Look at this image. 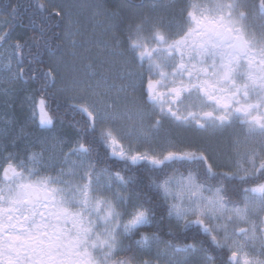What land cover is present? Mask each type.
Here are the masks:
<instances>
[{
    "label": "snow or ice",
    "instance_id": "snow-or-ice-1",
    "mask_svg": "<svg viewBox=\"0 0 264 264\" xmlns=\"http://www.w3.org/2000/svg\"><path fill=\"white\" fill-rule=\"evenodd\" d=\"M37 7L48 13V20L68 17L71 23L68 6L60 0H38ZM9 9L7 30L0 27V46L10 39L16 19V6ZM45 24L39 29L41 37ZM126 44V50L106 52L108 57H119L116 63L122 71L115 76L92 72L90 76L99 78L70 83L38 56L20 67L26 59L21 50L30 51L27 41L17 40L9 44L10 54H0V73H8L0 83L35 85L27 98L29 122L41 130L54 129L53 102L57 107L63 103L81 118L76 139L51 138L60 146L59 154L46 156L49 138L37 137L32 147L39 146L40 151H28L24 159L12 152L3 156L0 264H160L161 260L192 264L196 254L200 264H212L215 257L204 240H197L199 235L215 249L230 253L226 264H264L258 258L264 256V230L258 234V225L249 219L250 214L264 212V0L258 6L249 0H192L179 8L176 17L141 16L128 26ZM105 62L112 63L101 61ZM129 89L139 90L140 96L133 97L132 107L121 108V93ZM0 91L6 95L9 89ZM165 121L201 131L238 122L249 136L260 139L243 150L240 145L247 141L237 140V159L221 165L207 148H178L171 140H161ZM67 144L71 146L64 152ZM98 146L108 159L122 164V170L98 168ZM6 148L0 146V153ZM224 167L232 171L218 170ZM133 168L164 178L148 177L145 185L127 174ZM210 181L215 185L209 186ZM236 181L252 186L240 189L242 207L229 208V185ZM164 214L185 233L193 232L194 242L174 244L157 232L142 231L158 227ZM238 223L250 227L237 228ZM133 246L149 254L155 246L154 257L113 259L117 252H131Z\"/></svg>",
    "mask_w": 264,
    "mask_h": 264
},
{
    "label": "rangeland",
    "instance_id": "rangeland-1",
    "mask_svg": "<svg viewBox=\"0 0 264 264\" xmlns=\"http://www.w3.org/2000/svg\"><path fill=\"white\" fill-rule=\"evenodd\" d=\"M160 1L152 6H135L128 0H60L61 3L67 5V13L70 16L71 23L68 17L64 19L63 28V48L60 52L50 53V64L56 68L62 77L69 83L73 79L95 80L99 77H92L89 74L92 72L103 73L104 75L115 76L122 71L116 61L119 57H108L107 51L116 49L117 51L126 50L128 26L139 21L141 16H164L165 18L176 17V9L178 6L183 7L186 3L192 0H165ZM206 2V0H200ZM253 6L257 0H249ZM171 5H175L172 8ZM250 12L253 10H249ZM258 11V10H257ZM5 18L0 14V27L7 30L4 24ZM23 35V29L18 28L12 37L0 46V54L8 55L13 50L9 48V44L15 43ZM119 42V47L117 43ZM7 50V51H5ZM112 61V63H101V61ZM13 70L16 68V61H12ZM21 67V66H20ZM8 73H0V80L6 77ZM119 83H128L127 80L116 81ZM0 89H9L5 95L0 91V146L7 145L6 151L0 153V162L3 161V156L8 152L16 154L20 159H24L28 151H40L39 146L32 147L37 137H48L49 144L45 155L52 153L59 154L60 146L51 139L56 137L60 141L74 140L71 131L56 123V127L51 131L39 129L36 125L28 121L30 116V101L28 97L33 95L34 88L29 83L17 81L9 84L7 82L0 83ZM124 96L128 99L125 101ZM140 92L135 93L129 89L127 93H121V101L119 107L125 105L132 107L133 97H139ZM147 122V121H146ZM27 124V126H25ZM171 121H165L161 128L159 137L161 140L168 139L176 143L178 148L188 147L189 145L207 148L208 152L216 160L218 164L229 165L236 157V141H247V145L241 143L240 150L244 147H250L258 142L259 136H249L246 127L234 123L224 129L196 131L190 135L172 134L171 125L165 129ZM23 129V131H22ZM14 142V143H13ZM127 145V141H123ZM180 145H184L181 147ZM70 144L64 146L63 151L67 152ZM147 147V145H145ZM143 151L144 149H139ZM72 159H76L72 157ZM223 171H232L229 167H224ZM2 172V169H0ZM43 174V173H42ZM50 174H55L54 172ZM252 186V185H250ZM247 185V187H250ZM246 187V186H245ZM211 192L205 191V196H211ZM229 207V205H227ZM243 206V205H242ZM241 206V207H242ZM232 208V207H229ZM251 222L258 225V234L260 230H264V224H260L264 220V212L250 214ZM237 228H249L250 224L238 223L234 225ZM124 244H128V240H124ZM163 247V245H161ZM259 245L257 244V248ZM153 256L155 246H153ZM251 256H256V253L251 248L248 249ZM99 255L100 253H94ZM132 255V252H117L113 259H123L126 256ZM138 259L150 258L149 253H140ZM264 259V256L258 257ZM160 264H165L164 260ZM192 264H200L199 254L192 257Z\"/></svg>",
    "mask_w": 264,
    "mask_h": 264
},
{
    "label": "trees",
    "instance_id": "trees-1",
    "mask_svg": "<svg viewBox=\"0 0 264 264\" xmlns=\"http://www.w3.org/2000/svg\"><path fill=\"white\" fill-rule=\"evenodd\" d=\"M130 1H139V0H130ZM38 0H0V14L3 18L8 17L9 12V5H15L17 12H16V19L12 21V28H11V36L12 34L18 29H23V35L19 39L21 44L27 41L29 43V48L22 49V54L24 55L25 62L24 64L20 65L21 67H27L28 60H30L33 56H38L40 59L44 61L45 66H51L50 64V53L51 52H60L63 48V39H62V32L64 27V20L51 19L48 20V13L44 12L42 9L37 7ZM46 21L45 24V34L41 37L40 34V27L42 22ZM34 38V39H33ZM33 88L35 85L29 83ZM52 108L55 110V114L57 116L56 123H60L66 126L70 131L72 130L75 134L78 135V127L77 121H80V116L75 114L71 109L64 106L63 103L57 107L55 102L52 103ZM99 152V159L96 160L98 164V168H105L108 167L112 171H119L122 170L123 165L113 162L112 160L108 159L105 155L104 148L102 146H98ZM94 160L96 158V154H93ZM179 165L176 166L178 168ZM183 170V168H180ZM223 171V170H222ZM171 172V170H169ZM128 175H136L138 178L143 180V183L146 185L148 183V177L155 179L157 175L160 176L161 179L164 178L163 174L155 173V172H145L143 168L137 170L133 168L130 172L127 173ZM209 185H215V181H210ZM247 187V185H242L238 181L233 182L229 185V192L227 193V198L231 201L230 203H241L242 200V192L240 189L243 187ZM249 186V184H248ZM153 199H159L156 197L153 192L148 193ZM163 214L162 210L157 212V218ZM162 223L159 224L158 227L152 228H145L142 230H150L152 232H157L162 240L165 241H172L174 244H185V243H193L194 241L191 239L193 236V232H184L182 229L177 228L176 223L173 220H168L166 217ZM172 231L173 235H169V231ZM197 240H204L205 246L209 249L212 253V256L215 257V260L220 263V259L223 261H227L228 254L226 250L221 251L212 247L207 241L208 238L203 235L197 236ZM129 244V242H128ZM134 255L140 257V253L136 251L135 246L131 251ZM225 252V254H221Z\"/></svg>",
    "mask_w": 264,
    "mask_h": 264
},
{
    "label": "flooded vegetation",
    "instance_id": "flooded-vegetation-1",
    "mask_svg": "<svg viewBox=\"0 0 264 264\" xmlns=\"http://www.w3.org/2000/svg\"><path fill=\"white\" fill-rule=\"evenodd\" d=\"M163 1H165V0H161V2H163ZM159 2L160 1L157 2L155 0L154 1L153 0L152 1L139 0V1H135L134 3L133 2H131V3L135 6L145 7V6H152V5L159 3ZM258 4H259V0H257V3L255 4V6H258ZM179 8H180V6L177 7L176 12H178ZM249 10H254V9H249ZM161 91H163V89H161ZM193 110L198 111L199 109H193ZM237 124H239V123L237 122ZM169 125H171V127H170L171 130H169V131H171L172 134H184L187 136L193 132H196V131L200 132L201 131V130H198L194 125H177L174 122H171V124H168V126H166L165 129H168ZM180 146L183 147L184 145H180ZM187 147H188V144H187ZM187 147L184 146V148H187ZM216 263H218V262H214V261L212 262V264H216ZM220 263L224 264V262L221 260H220Z\"/></svg>",
    "mask_w": 264,
    "mask_h": 264
},
{
    "label": "bare ground",
    "instance_id": "bare-ground-1",
    "mask_svg": "<svg viewBox=\"0 0 264 264\" xmlns=\"http://www.w3.org/2000/svg\"><path fill=\"white\" fill-rule=\"evenodd\" d=\"M64 28V27H63Z\"/></svg>",
    "mask_w": 264,
    "mask_h": 264
}]
</instances>
